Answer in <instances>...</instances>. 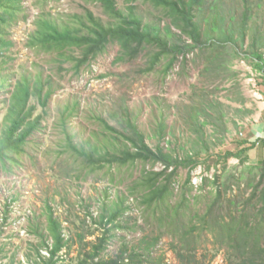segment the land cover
Instances as JSON below:
<instances>
[{"label": "rangeland", "instance_id": "rangeland-1", "mask_svg": "<svg viewBox=\"0 0 264 264\" xmlns=\"http://www.w3.org/2000/svg\"><path fill=\"white\" fill-rule=\"evenodd\" d=\"M116 1L120 8L126 9L128 3ZM223 1L225 21L234 17V23L240 26L244 1ZM248 2L251 15L241 55L234 58L227 55L220 69L209 75L201 71L205 62L191 61L194 53L180 55L167 74L162 71L167 62L164 58L156 70L146 71L148 51L121 62L117 60L121 54L117 44H110L77 72L73 62H58V53L31 46V35L38 29L40 19L59 25L75 24L76 15L85 17L90 10L107 21L109 15L104 6L87 0H14V17L7 13V21L0 20V31L4 30V38L9 42L0 45L1 77L5 81L4 87H0V133L12 92L22 77L34 81L35 75H42L44 81H50L44 93L50 90L51 95L45 107L32 96L30 104L36 106L34 118L41 123L28 138L25 152L16 156L18 162L12 169H2L0 163V264H48L49 249L53 247L46 228L48 206L59 220L65 240L57 264H80L99 244L106 229H111V225L101 223L99 214L104 203L116 202L118 196L128 207L116 221L120 226L110 231L106 249L87 264H138L131 260L133 251L143 255L145 264L149 263V254L153 256V264H231L230 251L211 232L199 229L201 237L193 250L185 249L184 256H180V247L177 250L172 247V230L162 229L155 219L146 217L140 204V190L132 189L133 185L144 169L158 172L164 165L138 163L130 169L125 167L115 181L103 171L87 174L83 165L62 153L65 144L62 119L68 120L67 126L76 142L90 139L95 142L103 138L94 134L102 132L97 119H106L118 127L127 109L153 148L159 143L166 151L181 157L198 151L197 166L178 170L173 182L175 195H180L190 174L191 195L213 198L217 185H222V199L214 215L229 216L242 210L251 219L258 212L264 217L260 199L264 182L258 197L248 200L263 177L264 139L250 142L249 125L253 123L264 87V74L255 66L253 56L258 50L264 55V0ZM135 4L145 22L161 23L163 29L172 25L178 36L191 42L163 14L162 7L144 1ZM73 53L80 56L79 49ZM192 112L199 116V127L188 120L192 119L189 116ZM162 122L167 128L160 138ZM245 140L250 143H243ZM251 143L256 144L250 146ZM245 147L251 148L242 152ZM227 151L241 155L231 157L226 164L220 161V156ZM241 158L247 160L242 163ZM216 175L222 176L218 183L213 181ZM203 197L195 200L201 211L209 203ZM36 229L46 235L49 248L36 235ZM158 235L161 238L156 240Z\"/></svg>", "mask_w": 264, "mask_h": 264}, {"label": "trees", "instance_id": "trees-1", "mask_svg": "<svg viewBox=\"0 0 264 264\" xmlns=\"http://www.w3.org/2000/svg\"><path fill=\"white\" fill-rule=\"evenodd\" d=\"M99 2L104 6L105 12L109 15L107 21L95 16L92 11H88L84 16L76 15V22L68 24H57L54 21L40 19L37 21L38 29L31 35L29 44L38 46L46 52H56L59 55L58 62H73L75 71L99 54L106 51L110 44H117L121 47V54L117 60L123 62L135 59L142 51H148V67L146 71L156 70L161 60L167 59L162 71L164 74L174 66L180 55L186 57L194 53L195 57L191 61L205 62L202 73L212 75L220 69L223 59L229 55L238 57L243 50L247 36V24L250 18L249 0H243L244 12L240 26L234 22L226 20L223 11L225 4L223 0H123L128 3L126 9L118 6L116 0H87ZM138 1L150 2L155 7H162L164 15L172 20V24L187 35L191 42L178 36L172 30V25L167 24L165 28L161 23L145 22L138 14ZM14 0H0V20L7 21L6 14L10 13L14 17L12 3ZM4 5V6H3ZM2 24L0 25V27ZM4 30L0 31V45H7L9 42L4 38ZM240 41V43H238ZM79 49L80 56H75L73 51ZM255 66L264 74V55L258 50L254 52ZM2 67V66H1ZM0 67V87H4L5 81L2 80L3 74ZM200 71V72H201ZM50 81H44L42 75H35L34 81L27 76L16 83L11 96L8 113L3 121V129L0 133V163L2 169H12L18 162L16 156L25 152L24 146L28 138L37 130L41 121L34 118L36 106L30 104L32 96H36L40 105L47 106L51 95L50 90L44 93ZM200 115V114H199ZM189 121H193L199 127L200 119L194 112L189 113ZM101 133L95 132V136L103 138L92 141L91 139L78 143L74 135L69 131L68 120L63 121V134L65 136L64 150L62 153L69 155L75 162L83 165L87 174L103 171L111 176L115 181L117 174L125 167L130 169L142 164L164 165L162 171L153 172L144 169L142 174L135 181L133 188L140 190V204L146 217H151L159 223L160 228L172 230V247L177 250L180 247V256L183 250L188 252L193 250L196 245L198 230L211 232L213 237L222 246L228 248V254L233 261L231 264H264V217L260 212L256 213L253 219L249 218L245 211H238L234 214L214 215L216 205L221 202L222 185H217V194L213 198L203 197L202 195H191L193 186L191 177L188 175L185 183L181 187L180 195H175L173 182L176 181L178 170L181 168H194L198 164V151L190 154L189 152L181 157L179 154L166 151L159 143L153 148L147 142L146 135L141 131L136 120L131 113L125 109L123 119L118 127L110 124L106 119H97ZM207 120V119H206ZM203 124H206L204 122ZM165 123L159 124L160 138L165 136ZM167 128V127H166ZM250 143L245 140L243 143ZM264 145V140H263ZM256 143H251L250 146ZM251 148V147H250ZM249 148V149H250ZM248 147L242 150H249ZM241 153L236 154L227 151L224 156H220V161L228 163L231 157H240ZM246 158H241L244 163ZM7 162H10V166ZM262 180L255 185L251 196L258 197L257 192L260 185L264 182V162ZM172 169V170H171ZM171 170V171H170ZM80 175H78L79 177ZM220 175H216L214 182L221 181ZM230 188L231 186L228 185ZM133 190V191H134ZM261 201L264 206V188L261 190ZM190 194V195H189ZM118 196V195H117ZM209 200L204 211L196 205L195 200ZM233 200L231 203L233 204ZM128 207L124 206V199L119 198L111 204L104 203L99 214L100 221L104 225H111L100 239L99 244L94 246L93 251L80 261V264H87V261L98 257L106 249V244L111 237L110 231L119 227L116 222L119 216L123 215ZM50 213L47 217V229L49 237L53 240V247L49 249L50 257L48 264H57L58 254L65 246L61 224L54 216L52 207L48 206ZM242 209H246L243 207ZM263 212V209H260ZM166 222V223H165ZM36 235L42 238V242L47 245V237L36 229ZM152 238V237H151ZM160 235L155 239H160ZM145 237L141 240L143 243ZM176 241V242H175ZM215 241V242H217ZM142 254H131L133 263L145 264ZM148 264H153V256L149 254ZM138 258L139 261L135 262Z\"/></svg>", "mask_w": 264, "mask_h": 264}, {"label": "crops", "instance_id": "crops-1", "mask_svg": "<svg viewBox=\"0 0 264 264\" xmlns=\"http://www.w3.org/2000/svg\"><path fill=\"white\" fill-rule=\"evenodd\" d=\"M260 97L261 100L258 104V110L255 117L252 119L253 123L249 125L250 134L252 135L250 142H256L259 139H264V87Z\"/></svg>", "mask_w": 264, "mask_h": 264}, {"label": "built area", "instance_id": "built-area-1", "mask_svg": "<svg viewBox=\"0 0 264 264\" xmlns=\"http://www.w3.org/2000/svg\"><path fill=\"white\" fill-rule=\"evenodd\" d=\"M255 140H257V139H255ZM260 140V139H259ZM259 140H257V141H259Z\"/></svg>", "mask_w": 264, "mask_h": 264}]
</instances>
